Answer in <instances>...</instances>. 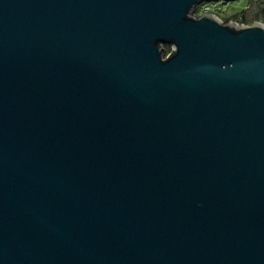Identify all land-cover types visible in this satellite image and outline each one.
I'll return each mask as SVG.
<instances>
[{
  "label": "water",
  "instance_id": "95a60500",
  "mask_svg": "<svg viewBox=\"0 0 264 264\" xmlns=\"http://www.w3.org/2000/svg\"><path fill=\"white\" fill-rule=\"evenodd\" d=\"M201 1L0 0V264H264V22Z\"/></svg>",
  "mask_w": 264,
  "mask_h": 264
},
{
  "label": "trees",
  "instance_id": "16d2710c",
  "mask_svg": "<svg viewBox=\"0 0 264 264\" xmlns=\"http://www.w3.org/2000/svg\"><path fill=\"white\" fill-rule=\"evenodd\" d=\"M231 18L222 19L223 21L234 20L238 22L248 23L254 20H262L264 22V0H247L246 4ZM162 55L165 56L170 50V43L162 44Z\"/></svg>",
  "mask_w": 264,
  "mask_h": 264
},
{
  "label": "rangeland",
  "instance_id": "374dc122",
  "mask_svg": "<svg viewBox=\"0 0 264 264\" xmlns=\"http://www.w3.org/2000/svg\"><path fill=\"white\" fill-rule=\"evenodd\" d=\"M246 2L247 0H210V1L203 0L195 4V6L191 8V13L198 15L204 11L203 9H206L205 7L210 8L216 5L219 8L214 9L213 11L214 14L219 16L221 19H225L229 17L232 18L234 16L233 14L236 11L240 10L246 4Z\"/></svg>",
  "mask_w": 264,
  "mask_h": 264
},
{
  "label": "built area",
  "instance_id": "2783aa9c",
  "mask_svg": "<svg viewBox=\"0 0 264 264\" xmlns=\"http://www.w3.org/2000/svg\"><path fill=\"white\" fill-rule=\"evenodd\" d=\"M205 8L206 9H203L204 11L213 12L215 8H218V6L214 5V6L210 7V8L209 7H205ZM236 22H238V21H236ZM238 23H242V22H238Z\"/></svg>",
  "mask_w": 264,
  "mask_h": 264
},
{
  "label": "flooded vegetation",
  "instance_id": "af4514ba",
  "mask_svg": "<svg viewBox=\"0 0 264 264\" xmlns=\"http://www.w3.org/2000/svg\"><path fill=\"white\" fill-rule=\"evenodd\" d=\"M219 8V7H218Z\"/></svg>",
  "mask_w": 264,
  "mask_h": 264
}]
</instances>
